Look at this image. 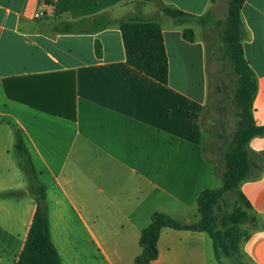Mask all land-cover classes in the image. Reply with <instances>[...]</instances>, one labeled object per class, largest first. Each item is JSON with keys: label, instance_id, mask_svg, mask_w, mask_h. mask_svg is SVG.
<instances>
[{"label": "crops", "instance_id": "obj_1", "mask_svg": "<svg viewBox=\"0 0 264 264\" xmlns=\"http://www.w3.org/2000/svg\"><path fill=\"white\" fill-rule=\"evenodd\" d=\"M127 1L148 2L49 0L45 8V0H0V264L18 260L36 210L27 163L15 148L18 133L47 188L62 264H135L142 231L156 212L196 222L199 196L216 185L215 167L204 155L208 42L193 25L156 17L169 84L150 78L128 64L118 22L135 13L151 18L155 9L137 13ZM159 1L202 17L224 0ZM41 10L45 16L34 19ZM103 13L116 21L104 30H57ZM241 17L244 55L258 85L254 120L264 127V0H246ZM185 29L194 31L195 42L183 39ZM15 79L22 80L14 81L15 95L31 103L66 102V114L76 119L9 99L4 81ZM250 147L263 153L264 136ZM241 191L264 218V168ZM157 247L151 264H220L208 232L163 228ZM245 250L254 264H264V228Z\"/></svg>", "mask_w": 264, "mask_h": 264}, {"label": "trees", "instance_id": "obj_2", "mask_svg": "<svg viewBox=\"0 0 264 264\" xmlns=\"http://www.w3.org/2000/svg\"><path fill=\"white\" fill-rule=\"evenodd\" d=\"M147 1L150 2L152 0ZM245 1L246 0H231L227 20V32L224 36V43L229 48V54L235 71L240 77V89L235 101L243 108L247 121V126L241 132L237 146L225 157L228 169L225 185L221 189H208L199 196L197 205L202 218L198 224L181 223L164 213L156 212L152 217L151 224L142 231L140 245L143 252L137 257L135 264H151L152 261L158 258L157 245L160 232L163 228L211 233L210 229L207 227L208 217L221 198L220 196L228 190L238 187L242 201L253 210L251 204L241 191V185L245 181L258 179L262 175L264 161L262 164L258 163V159H260L262 154L253 151L250 147V142L256 137L264 136V127H259L255 124L254 102L258 91V85L255 73L246 61L243 49L245 29L241 17V10ZM159 4L163 9L164 15L173 20L205 19L204 16L198 17L191 15L176 7L166 5L163 2ZM115 22L116 21L112 19L109 13H103L78 22L64 23L63 26L58 27L57 30L61 32H97L106 29ZM118 23L123 35L128 64L150 78L164 85H168L169 59L161 24L156 20L133 18L123 19ZM182 35L183 39L190 43L196 40L195 33L192 29H185ZM95 50L97 57L101 58L102 45L99 41L95 44ZM14 81L20 82L22 80L15 79L4 81L5 90L9 99L18 100L19 102L28 104L50 114L72 118V120L76 119V116L73 115L71 117L66 114L63 108L66 102H56V100L50 101L47 99L42 103H31L26 97L15 95ZM17 136L18 140L15 148L20 158L24 159L27 163L30 181L29 192L35 197L36 210L28 230L23 250L18 260L13 264H62L61 257L51 236L47 188L39 179L24 139L19 133ZM204 155L206 159L212 163V159L206 155L205 150ZM23 194H26V192H14V196ZM262 219L264 221L263 217ZM216 257L218 259L217 253Z\"/></svg>", "mask_w": 264, "mask_h": 264}, {"label": "rangeland", "instance_id": "obj_3", "mask_svg": "<svg viewBox=\"0 0 264 264\" xmlns=\"http://www.w3.org/2000/svg\"><path fill=\"white\" fill-rule=\"evenodd\" d=\"M159 0L152 2L127 1L134 7L135 12L142 13L146 6L155 9L154 19L138 16L133 19H150L163 15V9ZM231 0L220 1L218 7L199 19H177L175 23L193 25L197 28L199 36L208 42L209 83L211 94L204 118V150L212 159L215 167L216 185L213 189H221L225 185L227 165L225 157L238 144L240 134L247 126L244 110L235 98L240 89V77L236 73L229 54V48L224 43L227 32V20ZM216 5V3H215ZM129 18V17H127ZM258 163L264 161V153H261ZM208 217V229H210L214 241L215 250L220 264H254L247 255L245 246L248 239L264 226L260 215L250 209L241 198L239 188H233L224 192ZM198 220L201 214L198 210Z\"/></svg>", "mask_w": 264, "mask_h": 264}, {"label": "built area", "instance_id": "obj_4", "mask_svg": "<svg viewBox=\"0 0 264 264\" xmlns=\"http://www.w3.org/2000/svg\"><path fill=\"white\" fill-rule=\"evenodd\" d=\"M48 1H49V0H45V3H44V5H43L45 8H47V6H48V4H47ZM44 16H45L44 10H41V11H39V12H37V13L35 14L34 19H41V18H43Z\"/></svg>", "mask_w": 264, "mask_h": 264}]
</instances>
